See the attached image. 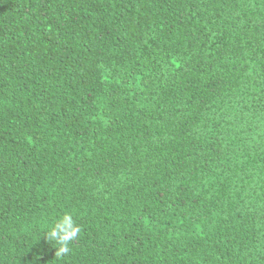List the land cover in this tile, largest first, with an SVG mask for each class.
I'll return each instance as SVG.
<instances>
[{
    "label": "trees",
    "instance_id": "obj_1",
    "mask_svg": "<svg viewBox=\"0 0 264 264\" xmlns=\"http://www.w3.org/2000/svg\"><path fill=\"white\" fill-rule=\"evenodd\" d=\"M0 264H264V0H0Z\"/></svg>",
    "mask_w": 264,
    "mask_h": 264
},
{
    "label": "clouds",
    "instance_id": "obj_2",
    "mask_svg": "<svg viewBox=\"0 0 264 264\" xmlns=\"http://www.w3.org/2000/svg\"><path fill=\"white\" fill-rule=\"evenodd\" d=\"M80 232L81 228L74 224L70 215L65 214L62 220L56 222L47 232L46 238L49 241H55L59 245L55 255L60 257L67 255L71 251L69 245L78 238Z\"/></svg>",
    "mask_w": 264,
    "mask_h": 264
}]
</instances>
